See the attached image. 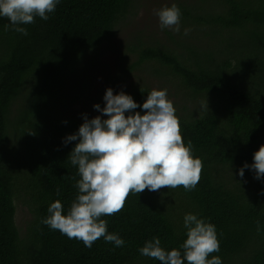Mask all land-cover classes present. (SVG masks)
<instances>
[{"label": "trees", "instance_id": "trees-1", "mask_svg": "<svg viewBox=\"0 0 264 264\" xmlns=\"http://www.w3.org/2000/svg\"><path fill=\"white\" fill-rule=\"evenodd\" d=\"M134 4L59 0L48 20L35 17L34 23L22 25L26 36L0 17V264H160L139 249L156 237L166 251H182L188 213L215 226L220 251L209 259L264 264V176L256 178L250 168H244L243 177L238 175L264 145V0L176 4L180 29L204 33L219 43L217 50L189 42L193 36L184 33L171 39L176 51L162 44L129 46L138 55L135 66L158 64L165 69L158 77L178 79L197 102L190 103L192 110L175 111L185 145L190 141L193 157L203 162L195 188L146 189L131 194L121 212L103 216L108 232L125 241L123 247L100 238L87 248L42 223L51 203L59 200L66 215L78 193V166L69 158L77 141L64 140L83 122L58 114L64 83L109 43ZM149 93L145 87L126 93L138 105L132 113L143 114L139 106ZM205 100L208 110L202 107ZM14 134L22 148L19 171L8 153ZM21 186L31 191V221L23 238L13 204Z\"/></svg>", "mask_w": 264, "mask_h": 264}, {"label": "clouds", "instance_id": "clouds-1", "mask_svg": "<svg viewBox=\"0 0 264 264\" xmlns=\"http://www.w3.org/2000/svg\"><path fill=\"white\" fill-rule=\"evenodd\" d=\"M59 0H0V17H6L12 30L27 35L22 25L35 22V17L49 19ZM160 28L180 32L181 10L176 4L156 12ZM185 29L184 34H188ZM105 106L93 107L106 119L96 116L85 118L78 132L64 140L67 144L77 141L70 152V163L78 166L79 180L75 187L77 196L67 214L57 200L50 204V214L42 220L53 230H59L69 239L82 241L91 248L100 238L123 247L125 241L108 232L103 216L121 212L131 194L159 191L162 188L183 187L191 191L201 179L203 162L192 155L189 141L185 145L173 103L167 90H152L140 105L143 114L132 113L138 107L130 95L113 94L106 89ZM202 107L207 109V101ZM208 110V109H207ZM132 113L125 115V113ZM244 168L255 171L256 178L264 176V145L253 154V163ZM75 179V177H73ZM59 195V193H57ZM187 229L186 239L180 249L166 251L159 238L146 241L139 249L142 256L158 260L160 264H222L219 256H209L220 251L215 226L188 213L183 219ZM259 231V228H258Z\"/></svg>", "mask_w": 264, "mask_h": 264}, {"label": "rangeland", "instance_id": "rangeland-1", "mask_svg": "<svg viewBox=\"0 0 264 264\" xmlns=\"http://www.w3.org/2000/svg\"><path fill=\"white\" fill-rule=\"evenodd\" d=\"M191 0H135L134 9L124 21L116 28V35L109 43L103 44L98 55L87 59L79 67V70L68 81L64 83L61 96L63 104L58 109L60 117L70 121L84 122L85 118L92 119L101 116L107 117L97 111L93 105L99 104L100 108L105 106L103 99L106 89L111 88L113 94L120 92L128 93L135 87H145L152 90H167V98L173 103L176 111L185 107L192 110L197 102L190 97L178 79H172L157 72H165V69L154 62H145L143 65L135 66L138 60L137 53H132L129 46L141 42L143 47H157L162 44L166 49L176 51L171 39H180V34L185 29L175 33L170 29H161L156 12L162 8L170 7L178 2H190ZM204 33L188 31L191 37L189 42L219 49V43L209 39ZM184 40V39H183ZM12 136V135H11ZM19 136L14 134L10 138L9 155L15 168L19 171L22 167V148L19 145ZM18 144V145H17ZM15 208L14 221L20 238H23L26 228L31 221V191L23 186L16 189L13 198Z\"/></svg>", "mask_w": 264, "mask_h": 264}]
</instances>
